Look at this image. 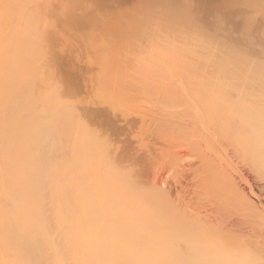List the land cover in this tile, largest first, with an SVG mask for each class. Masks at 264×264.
<instances>
[{"label": "bare ground", "instance_id": "bare-ground-1", "mask_svg": "<svg viewBox=\"0 0 264 264\" xmlns=\"http://www.w3.org/2000/svg\"><path fill=\"white\" fill-rule=\"evenodd\" d=\"M239 1L246 10L230 19H211V0H185L172 9L166 0L160 7L157 0H134L127 11L119 6L118 59L111 63L116 74L104 77L113 98L129 102L126 86L144 99L177 98L187 92L176 83L188 82L197 85L189 89L196 98L238 95L242 112L246 83L264 81L263 69L249 72L264 66V50L249 46L264 27V0ZM49 4L0 0V172L20 178L28 201L22 210L25 258L35 264H152L164 249L155 244L184 237L188 224L174 206L171 213L155 209L153 191L134 178L133 166L123 169L132 154L118 159L104 151L93 112L52 71V58L40 49V38L50 39L39 25ZM160 9L167 27L158 38L155 23L142 25V13L151 19ZM241 22L259 26L242 32Z\"/></svg>", "mask_w": 264, "mask_h": 264}, {"label": "rangeland", "instance_id": "rangeland-1", "mask_svg": "<svg viewBox=\"0 0 264 264\" xmlns=\"http://www.w3.org/2000/svg\"><path fill=\"white\" fill-rule=\"evenodd\" d=\"M133 1L50 0L39 23L50 36L40 38L42 55L52 58L54 74L93 112L104 151L110 150L118 159L131 153L132 164L123 169L133 166L134 178L144 183L147 192L153 191L149 193L155 209L171 213L175 208L177 218L188 224L183 240L155 244L164 248L162 264H264V81L250 78L246 83L242 112L238 95L196 98L189 89L197 85L188 82L176 83L187 92L177 98L153 94L144 99L126 86L129 102L115 100L104 77L109 71L110 77L116 74L111 63L118 59L113 60L119 6L127 11ZM162 1L157 0L158 7ZM184 1L166 0L167 8ZM211 3V19L222 14L228 19L239 17L246 10L244 1ZM147 16L148 12L142 13V25L155 23L161 38L167 27L161 9L156 17ZM257 26L241 22L239 30L252 32ZM258 31L249 46L262 52L264 27ZM260 69L264 66H253L249 72ZM10 175V171L0 172V264H35L27 263L23 252L27 236L22 210L28 201L20 178ZM155 253L152 264L160 263L161 255Z\"/></svg>", "mask_w": 264, "mask_h": 264}]
</instances>
